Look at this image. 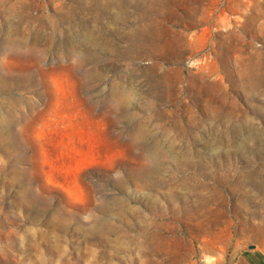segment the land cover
Here are the masks:
<instances>
[{
	"label": "rangeland",
	"instance_id": "rangeland-1",
	"mask_svg": "<svg viewBox=\"0 0 264 264\" xmlns=\"http://www.w3.org/2000/svg\"><path fill=\"white\" fill-rule=\"evenodd\" d=\"M264 264V0H0V264Z\"/></svg>",
	"mask_w": 264,
	"mask_h": 264
},
{
	"label": "trees",
	"instance_id": "trees-1",
	"mask_svg": "<svg viewBox=\"0 0 264 264\" xmlns=\"http://www.w3.org/2000/svg\"><path fill=\"white\" fill-rule=\"evenodd\" d=\"M247 264H249L247 261H246Z\"/></svg>",
	"mask_w": 264,
	"mask_h": 264
}]
</instances>
